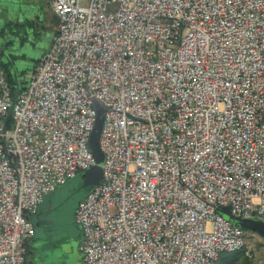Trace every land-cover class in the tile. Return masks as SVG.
Returning <instances> with one entry per match:
<instances>
[{"label": "built area", "instance_id": "obj_1", "mask_svg": "<svg viewBox=\"0 0 264 264\" xmlns=\"http://www.w3.org/2000/svg\"><path fill=\"white\" fill-rule=\"evenodd\" d=\"M88 1L47 0L56 33L22 90L0 66V264H25L28 216L93 166L95 103L81 264H264L223 217L264 221V0Z\"/></svg>", "mask_w": 264, "mask_h": 264}, {"label": "rangeland", "instance_id": "obj_2", "mask_svg": "<svg viewBox=\"0 0 264 264\" xmlns=\"http://www.w3.org/2000/svg\"><path fill=\"white\" fill-rule=\"evenodd\" d=\"M37 1L0 0V28L5 30V44L7 43V46H4L5 55L12 56L11 72L17 76L18 82L23 84L24 87L27 86L29 76L51 42V34L47 30L48 27L45 30H42V25L37 28L38 24L35 20L37 14L35 2L38 4ZM88 2V0H84L81 3V7H87ZM27 22L35 23L36 27H29ZM11 24H18L19 27L12 28ZM6 25L8 27H5ZM24 36L26 37V41L20 43V39ZM3 60L5 61V59ZM102 181L103 172L100 184ZM84 187L85 179L82 173H79L53 193L50 213L41 217V219L45 218L44 222L41 224L34 222L35 240H37L35 247L37 248L42 241L48 238L54 240L63 235L70 238L71 247L68 250L70 251L71 249L73 255L67 264H80L82 260V255L78 251L80 230L75 223L72 212L75 213L80 200H84L88 195ZM246 244L248 249L254 250V254L264 262V242L257 235L248 233ZM40 253L36 250L34 253L35 258L32 259L33 255L31 252L27 257V262L29 264H33L32 261L37 263L40 259ZM43 253L49 264H63L62 261L65 260L61 261L58 251H43Z\"/></svg>", "mask_w": 264, "mask_h": 264}, {"label": "water", "instance_id": "obj_3", "mask_svg": "<svg viewBox=\"0 0 264 264\" xmlns=\"http://www.w3.org/2000/svg\"><path fill=\"white\" fill-rule=\"evenodd\" d=\"M4 30L3 28H0V32ZM7 43L5 44V30L3 35L0 34V52L5 55V48ZM94 110L96 112L95 122L93 129L91 131V134L89 136L87 147L89 150V153L91 154L94 164L92 167H90L88 170L82 172L83 178L85 179V187L87 192L90 193L92 190L97 188L100 185V182L102 180V165L104 163V155L100 148V134L102 130V126L104 124V118L106 110L98 103L94 104ZM10 117V114L5 120V123L7 122L8 118ZM53 196V195H52ZM229 208L223 209V217L226 221H230L237 227L241 228L242 230L246 231L247 233H253L257 235L263 242H264V221L263 220H238V219H232L229 216ZM35 234V229H34ZM70 238L68 236H60L57 239L51 240L50 238L44 240L39 245V253H43V251H58V255L62 258L65 257V260L62 261L63 264H67L73 255V251L68 248L71 247L70 244ZM44 254V253H43ZM42 254V255H43ZM40 264H49L47 258L44 260V262H41Z\"/></svg>", "mask_w": 264, "mask_h": 264}, {"label": "crops", "instance_id": "obj_4", "mask_svg": "<svg viewBox=\"0 0 264 264\" xmlns=\"http://www.w3.org/2000/svg\"><path fill=\"white\" fill-rule=\"evenodd\" d=\"M37 2H38V4L41 5V7H40V5H38L35 2V5H37V8H36L37 14L35 16V20L38 24L37 28H39L42 25L41 26L42 30H45L46 27H48L47 30H49V32L51 34V40H52L53 36L56 33V20L54 18V15L51 12V9H50V6H49L47 0H43V1L41 0V2H39V0H38ZM40 18H42V20H40ZM11 25H9V26H11ZM5 27H8V25H6ZM50 44H51V42H50ZM49 47H50V45L48 46V48ZM48 48L46 49V51L48 50ZM52 195L49 196L44 201V203L42 204V206L39 209V212L36 215L28 216V219L32 223L33 227H34V222H37V224H41L45 220V218L41 219V217L47 215V213H50L51 204L53 202V196ZM72 216L74 217V212H72ZM80 240H81V234H80ZM36 245H37V240H35V234H34L33 238L26 242L27 255H26L25 264H29L27 262V260H28L27 257L31 252L33 255L32 259L35 258L34 253L36 252V250L39 251V246L37 248V247H35ZM32 263L34 264V261H32ZM80 264H81V262H80Z\"/></svg>", "mask_w": 264, "mask_h": 264}, {"label": "trees", "instance_id": "obj_5", "mask_svg": "<svg viewBox=\"0 0 264 264\" xmlns=\"http://www.w3.org/2000/svg\"><path fill=\"white\" fill-rule=\"evenodd\" d=\"M29 27H36L35 23L27 22ZM12 28H18V24H12ZM4 30L0 32L3 35ZM26 41V37L20 39V43H24ZM7 46V45H6ZM5 59V61L3 60ZM12 56L3 55L0 52V66L7 74L8 83L11 86L14 93L19 92L24 88L23 84H20L17 80V76L12 72ZM217 264H251V262L244 256V251H240L232 254H222L219 256Z\"/></svg>", "mask_w": 264, "mask_h": 264}, {"label": "flooded vegetation", "instance_id": "obj_6", "mask_svg": "<svg viewBox=\"0 0 264 264\" xmlns=\"http://www.w3.org/2000/svg\"><path fill=\"white\" fill-rule=\"evenodd\" d=\"M41 255H40V259H39V261H37V263L36 262H34V264H40L41 262H44V260L46 259L43 255H42V253H40ZM65 259V257H62L61 258V260H64Z\"/></svg>", "mask_w": 264, "mask_h": 264}]
</instances>
